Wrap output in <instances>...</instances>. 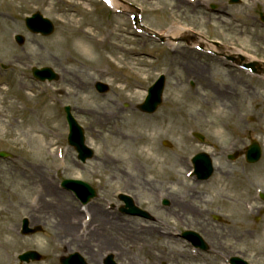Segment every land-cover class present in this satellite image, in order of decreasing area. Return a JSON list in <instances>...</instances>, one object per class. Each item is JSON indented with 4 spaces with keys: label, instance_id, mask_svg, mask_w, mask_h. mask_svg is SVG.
Returning <instances> with one entry per match:
<instances>
[{
    "label": "rangeland",
    "instance_id": "obj_1",
    "mask_svg": "<svg viewBox=\"0 0 264 264\" xmlns=\"http://www.w3.org/2000/svg\"><path fill=\"white\" fill-rule=\"evenodd\" d=\"M126 1L141 9V27L133 26L128 11L115 14L100 0H0V88L10 89L8 95L0 93V152L11 154L0 157V225L8 228L0 237V264H26L18 255L32 249L43 257L29 264H61V257L73 251L95 264L81 244L70 247L71 238L54 228V212L44 201L36 206L43 196L36 185V169L76 207L80 204L73 193L60 186L67 178L95 187L98 193L91 204L102 210L109 204L121 205L116 192L140 194L139 205L156 221L114 214L120 223L130 222L137 235L123 245L122 256L115 254L119 264H225L235 255L250 264H264V201L259 198V192L264 193V78L227 61L216 48L221 55L183 42L175 47L162 44L142 27L161 32L175 24L183 26L211 44L219 42L264 62V0ZM35 12L55 24L51 36L29 33L25 19ZM16 34L25 37L23 46L15 42ZM116 60L129 62L132 70ZM48 66L59 80L37 81L33 67ZM139 69L143 75L135 72ZM160 74L166 76L163 104L155 114H144L138 105ZM97 81L108 84L109 91L98 93ZM22 83L33 86V93ZM66 105L72 107L86 144L95 152L85 163L77 160L67 142ZM196 132L213 144L205 150L217 169L210 183L201 187L188 181L184 164L203 149L191 135ZM252 140L263 148L258 163L250 165L243 156L228 159L232 152L245 151ZM58 148L69 152L65 160L56 154ZM136 176L144 186L150 183L149 193L133 181ZM189 188L200 192L199 198L188 201L203 217L187 228L199 232L209 245L200 255L172 234L186 230V224L163 209L151 210L159 205L156 191L159 197L171 198ZM218 214L221 220L211 218ZM24 217L42 226L43 232L21 236ZM151 224L157 230L169 226L170 234L138 232ZM74 232L88 240L87 227L78 225ZM114 249L119 253V247ZM106 254H97L100 264Z\"/></svg>",
    "mask_w": 264,
    "mask_h": 264
},
{
    "label": "bare ground",
    "instance_id": "obj_2",
    "mask_svg": "<svg viewBox=\"0 0 264 264\" xmlns=\"http://www.w3.org/2000/svg\"><path fill=\"white\" fill-rule=\"evenodd\" d=\"M110 4L115 8H125L124 6H122L123 4L119 3L116 0H109ZM162 37L165 38H184V39H189L192 41L193 46H202L203 45V41L199 36H197V34H195L193 31L185 29L183 26H178V25H172L170 26L167 30H165L163 33H161ZM107 41V40H106ZM206 46V48H210L211 50H214L215 47L214 45H210V44H206L203 45ZM86 47V46H85ZM91 48V47H90ZM95 49V48H94ZM221 51H223L225 56H231V57H240V56H244L245 60L247 62H257L256 58L253 56H250L248 54H245L244 52L235 49V48H230V47H224V48H220ZM92 50V48H91ZM96 50V49H95ZM132 50V49H131ZM131 50H128V53L132 56L133 53ZM177 53V51H176ZM178 55H183L182 52H179ZM131 62L132 59L130 58ZM124 63V66H126L127 68L131 69V66L128 65V63H125V61H120V60H116V63ZM262 63V62H261ZM136 64V63H135ZM259 69H262V66L259 65L258 66ZM138 76L143 75V73L145 72L144 70H137L135 71ZM22 86L31 91L33 93V86L28 87L27 84L22 83ZM10 92L9 88H5L4 90H2L0 88V93H3L4 95H8V93ZM141 92L140 90H137L135 93L137 95H139ZM225 93V92H224ZM27 98V95H26ZM58 153V149L56 150V154ZM69 154V152H65L64 153V157ZM63 157V158H64ZM107 161V160H106ZM109 161V160H108ZM42 170H37L36 169V173L38 174V181L36 183V185L38 184V187L41 189V193L43 196H40L39 201L36 203L38 206L40 204L41 201H44V205L45 208H48L50 211L54 212L53 217H55L57 223L55 225V229L59 230L61 232L64 233V237H70V242H69V246L71 247L73 244L75 243H79L81 244V247L83 250L86 251L87 254H89L92 262H94L95 264H100V262L98 261L97 258V254L99 253H107V254H113V255H120L122 256V254L125 252L122 248L123 245H126L125 243H127L130 240H135V238L137 237L136 232L133 230V227L130 225V222L126 221V222H121L117 221L118 219H115V215L114 211H105V209H101L99 204H91L89 205L88 211H89V215L91 216L90 222L87 224V217L85 218V214L84 212L81 211V207H76L75 204L71 201L68 202L67 197L68 195L58 191L56 188V190L54 189V184L50 181V179L43 174V172H41ZM41 175V176H39ZM139 176H136L133 181L135 183H140V187H142L141 189H143V191H145V189H147L146 186H149L150 183H146L144 186L143 182L141 183L139 180ZM32 179V178H30ZM41 179V180H39ZM37 180V178L35 179V181ZM130 186V184H129ZM137 190V189H135ZM127 191V190H126ZM139 191V190H137ZM40 192V191H39ZM128 192V191H127ZM142 192V191H140ZM143 193V192H142ZM164 193V192H163ZM137 195H140L137 193ZM137 195L135 193H133V197L136 199V201L138 202L139 200L142 199H138ZM177 196V195H175ZM164 197H166V195H164ZM46 198H50V201H47ZM173 201V205H172V210L171 207L169 209H165L166 211H172L173 215L175 216V213L178 214L179 216H181V218H185L187 219V222H189V218H186V215H198L200 216L197 212H194L192 210V208L187 205L186 203H180L179 201L176 202V198L174 197V199H172ZM35 206V207H36ZM33 208V207H32ZM154 210H158L160 207L156 206V207H152ZM34 209H32L33 211ZM175 212V213H174ZM119 217V216H118ZM33 218L38 219V217H36V215H33ZM42 218H44V216H42ZM35 219V220H36ZM85 221V224L88 225L87 228V237L88 240L83 239L85 236H81L79 239V234L75 233L74 230L76 229V227H78V225L82 228L83 227V222ZM195 222V221H194ZM192 225V224H189ZM160 233V228L158 229ZM156 227H154L152 224L150 226H146V227H142L140 228V231H138L141 235H152V234H156V231H158ZM0 233L2 234L0 237L5 236V234L8 233V228L6 227V225H0ZM85 233V235H86ZM134 233V234H133ZM3 240V239H2ZM4 241V240H3ZM111 244H113L114 246H116L117 248L119 247V253L116 252V250L114 249V246L111 247ZM128 245V244H127ZM98 248L97 250L95 248ZM71 250V249H70ZM107 251V252H106ZM103 259H105V257H103Z\"/></svg>",
    "mask_w": 264,
    "mask_h": 264
},
{
    "label": "water",
    "instance_id": "obj_3",
    "mask_svg": "<svg viewBox=\"0 0 264 264\" xmlns=\"http://www.w3.org/2000/svg\"><path fill=\"white\" fill-rule=\"evenodd\" d=\"M27 26L33 32L39 33V34L42 33L44 35H48L50 34V32L53 31V25L50 23V21L48 19L43 18V16L39 13L27 19ZM17 40L20 44H23L24 42L23 37H18ZM52 73L53 72L50 69H44V70H35L34 75H36L42 80H45L46 78L52 79L53 78ZM164 79L165 78L161 79L159 82H157L155 86L151 88L149 92L150 95L146 99L147 101L145 102L144 105L141 106V109L143 111L153 112L156 110L157 106L160 104V101H161L160 98H161L163 87H164ZM107 89H108L107 86H104V85L99 86V90L101 92H104ZM68 120L70 123L71 132H72L70 135L71 144L75 145L81 153L87 152V154H84L82 158H85L86 156H91L92 151L87 149L84 145V137H83L84 133L81 127L78 124H76L73 118H71L70 114L68 116ZM259 157H260L259 148L257 145L254 144L249 151V161H256L259 159ZM196 158L197 159L195 160H196V164L198 165L199 172L203 173L202 177H205V178L208 177L212 173L211 163L209 162L208 159H206V157H204V155H199ZM71 183L74 185H77L78 187L80 186V188L84 190L83 192L84 195H82L83 196L82 198L85 202L90 201L95 196V191L89 186V184H86L82 181L68 180V182L67 181L65 182V185H69ZM127 201L129 203L131 202L129 199ZM130 206L132 207L131 209H129L130 213H138L140 215H144L142 212L139 211V209L133 208L131 203H130ZM190 236L191 235H188V237ZM197 239L199 241L198 245L204 248L205 247L204 242H202V240L199 237ZM77 257L78 256H75V257L72 256L69 259H65L63 261V264H85L81 258L79 257L77 258ZM38 258L39 256L37 254L33 252H29L25 254L24 256H21L20 259L28 261L30 259H38ZM73 258H77V259L73 260ZM232 262L233 264H248L247 262L243 261L242 259H238L237 257H235V259L233 258Z\"/></svg>",
    "mask_w": 264,
    "mask_h": 264
},
{
    "label": "flooded vegetation",
    "instance_id": "obj_4",
    "mask_svg": "<svg viewBox=\"0 0 264 264\" xmlns=\"http://www.w3.org/2000/svg\"><path fill=\"white\" fill-rule=\"evenodd\" d=\"M187 204V203H186ZM188 205V204H187Z\"/></svg>",
    "mask_w": 264,
    "mask_h": 264
}]
</instances>
